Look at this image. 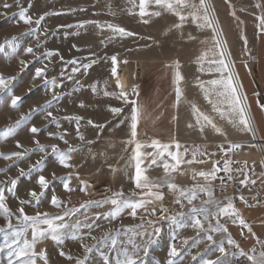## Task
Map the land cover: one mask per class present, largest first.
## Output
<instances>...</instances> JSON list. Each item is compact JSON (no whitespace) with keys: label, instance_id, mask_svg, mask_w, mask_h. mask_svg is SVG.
Segmentation results:
<instances>
[{"label":"rangeland","instance_id":"1","mask_svg":"<svg viewBox=\"0 0 264 264\" xmlns=\"http://www.w3.org/2000/svg\"><path fill=\"white\" fill-rule=\"evenodd\" d=\"M194 2L198 4L199 0ZM5 4L10 7H4ZM208 4L214 10L218 27L227 41L226 49L231 60L245 50L244 26L248 8L244 0H208ZM22 9H27V14L34 21L45 13L48 15L40 25L27 24L20 19ZM147 11H160L161 15L141 17L140 0H0V45L6 38L16 37L12 43L0 46V73L16 77L9 84L11 91L0 92V130L20 120L22 115L28 117L15 135L0 139V151L5 154L16 151L27 153L20 159L0 157V169H5L0 172V182H5L0 184V188H3L5 203L14 214L12 224L25 228L24 223L16 219L20 207L28 215H35L36 212L56 215L66 209H78L64 218L69 228L62 230V244L52 240L50 235L37 240L35 250L47 251V264H76V258L83 259L85 255L88 257L85 264H119L125 250L131 253L137 249H140L138 255L145 264H168L173 244L179 252V256L174 258L176 264H204L217 258L224 264H252L247 257L253 254V250L259 255L264 251V244L244 252L246 255H229L228 251L225 256L220 253L218 244L212 241L202 242V239L193 245L194 236L185 235L182 239L176 224L165 219L170 216L157 218L152 215L150 208L155 203H175L184 199L177 190L167 187L165 170L159 164L147 167L146 174L152 182L163 185L159 190L164 192V199H153L145 208L137 209L135 216L130 214V209H124L115 218L101 215L96 219L97 213L106 214L114 206L108 203L80 207L109 199L118 192H122L124 198L137 200L144 191L137 188L135 182L136 142L144 145L141 152L155 150L138 128L137 136L133 138L131 135L136 82L148 70L164 62H199L198 58L204 52L208 53V59H219L212 51L214 33L210 28L199 27L190 16L182 27H175L181 23L179 17L152 3ZM187 12L185 9V14ZM145 20L148 22L145 23ZM81 24L83 27H79ZM108 24L122 27L135 35L120 36L108 28ZM28 47H32L34 53L26 52ZM49 51L55 54L47 57ZM112 57H116L118 63H114ZM21 61L27 62L26 68ZM84 64H91V67L85 69ZM37 68H46L47 80L55 78L56 84H46L43 78L34 79ZM73 68H79V71L74 72ZM113 68L116 69L115 74ZM122 91L127 92V100L121 97ZM106 92L115 95H105ZM54 94L59 99L53 101L51 107L32 112L52 100ZM13 95L21 97L16 108L10 106ZM114 108L122 111L114 113ZM48 111L58 118V123L52 122L47 116ZM77 116L83 117L79 121V130L76 120L68 119ZM32 126L41 131L31 133ZM60 134H64L63 139H60ZM36 140L45 146L59 145L62 150L76 148L71 153L70 163L73 166L66 168L60 165L51 147L42 151ZM17 141L23 147L18 148ZM30 149L32 151H28ZM38 161L41 162L39 165ZM147 165L148 158L142 167ZM21 169L24 175H21ZM53 173L56 179H53ZM69 174L72 191H65V181L61 178ZM40 175L45 176L50 184L37 202L29 193L42 191L37 183ZM12 179L17 180L14 186L7 183ZM83 184L87 185L86 190H82ZM53 194L65 202L60 209L51 204ZM22 200L32 203L21 205ZM85 220L89 223L94 221L91 236L96 240L85 235L83 241L89 246L96 245L91 253L85 252L81 241L71 239L76 221ZM0 227H5L6 232L12 231L7 229V219L3 215H0ZM41 227L47 225L42 224ZM88 231L87 228L80 229L83 234ZM106 233L117 240L115 247L110 240L97 243ZM6 238L5 233H0V246ZM24 238L32 239L31 227L26 228L21 239ZM148 239L155 243L145 257L142 249ZM186 239L188 242L185 244ZM61 250L66 253L65 256L60 255ZM68 255L73 259L69 260ZM8 260V250L5 249L0 252V264H8ZM36 264H45V261L37 257Z\"/></svg>","mask_w":264,"mask_h":264},{"label":"snow or ice","instance_id":"2","mask_svg":"<svg viewBox=\"0 0 264 264\" xmlns=\"http://www.w3.org/2000/svg\"><path fill=\"white\" fill-rule=\"evenodd\" d=\"M152 3L156 6H159L162 9H165L168 12L174 13L176 16L179 17L180 24L176 25L175 27H182L183 23L188 19V17H192L193 21L197 22L199 27L201 28H210L212 32L214 33V43H213V54L214 56H218L219 59H208V53L204 52L201 57L198 58V61L201 63V70L203 71V65L205 62L210 66L209 70H215L216 72L221 73V77L219 79H213L211 81L207 82L208 87H205V82L201 81L200 86L204 89L205 96L209 99V103L213 104V110L220 116L221 119H227L229 123H232L234 126L240 127L242 131L252 133L253 136H255V125L253 118L250 113V106L247 103V96L242 91V84L239 82L237 78V74L233 70V62L229 59L230 53L227 51V41L223 38V32L222 29L218 27L217 19L214 15V10L211 9L210 5L208 4V0H199V3H195L194 0H140V16H148V15H154V16H160V11H155L152 13H149L147 11L148 5ZM259 6V5H258ZM4 7H10V5L5 4ZM185 9L188 10L187 14H185ZM27 9H22L19 13L20 19L27 23L32 24L35 23L36 25H40L41 22L44 20L45 16L48 15L45 13L44 15L40 16L38 19L33 20V17L27 14ZM235 15V12L232 13ZM260 26L261 29L264 30V15H262L260 18ZM145 23L148 21L145 20ZM84 23H90V22H84ZM79 27H83V24L79 25ZM103 27V26H101ZM108 28L112 29L114 33L120 35V36H132L135 35L132 32L127 31L126 29L118 26H114L112 24L107 25ZM192 39H195L194 37H191ZM16 37L12 38H6L2 45H7L12 43ZM246 43V38H245ZM0 45V46H2ZM26 52L28 53H34V49L32 47H28L26 49ZM55 53L52 51H49L46 53L47 57L53 56ZM112 60L114 63H118L116 61V57H112ZM71 63H77L76 61H71ZM92 63H95V61H92ZM21 64L26 68L27 62L21 61ZM83 67L85 69L90 68L91 64H84ZM175 92H176V98H177V104L180 102L181 97L183 96V90L180 87L181 82L183 81L184 77L181 74L179 68V61H176L175 63ZM73 71H79V68H73ZM113 73H116V69L113 68ZM35 78H43L45 80L46 84L55 85L56 80L53 78L51 81L47 80L46 77V68H37L35 70ZM16 77L13 76H5L3 73H0V92L4 91H11L9 88V84L11 81L15 80ZM71 79V77H69ZM117 83L119 84V79H117ZM121 89H123V85H120ZM95 90V89H93ZM31 91V90H30ZM105 95H115L114 93H105ZM121 97L127 100V92L122 91ZM213 97H215V103L213 102ZM59 99L57 95H53L52 100L47 101L45 105H42L40 108L33 109L32 112H38L41 109L46 110L47 108L52 106L53 101ZM21 101L20 96L13 95L11 97V107L16 108L18 107V102ZM135 103V102H133ZM82 106V105H81ZM262 109H264V104L260 105ZM114 113H120L122 109L114 108L112 109ZM193 111L195 113L196 123L200 126V131L203 132L206 126H210L216 133H219L221 135H226L224 133V130L217 125L214 118L204 112H202L198 107L193 105ZM141 109L139 106L135 107L133 109L132 114V124H131V135L133 138L137 136V125L139 123V117H140ZM47 116L51 118L52 122L58 123V118L53 115L52 112L48 111ZM28 119L26 116H21L20 120H17L14 124L6 126L3 130H0V139H7L10 136H13L16 134L17 129L20 127V125L25 122ZM68 119H75L77 122V130H79V121L83 119V117H70ZM89 123H92L89 121ZM192 125H189L191 127ZM41 129L32 126L30 128V132L33 134L39 133ZM64 138V134H60V139ZM83 139V137H81ZM36 145L39 147L40 150H44L46 147H51L53 154H55L58 157L60 165L66 168H70L73 165L70 163L72 156L71 153L75 152L77 149L69 147L67 150L60 149L59 145L52 144L50 146L41 145L39 140L35 141ZM67 143V141H65ZM17 147H23L19 141L16 142ZM150 147L154 148V152H141V148L144 147L139 142H136V149H135V182L137 188L143 189L139 196L140 198L137 200H132L128 198H124L122 192L115 193L113 197L109 199H105L103 201H96L91 202L90 204H82L80 207H89L91 204H95V206H102L103 204L110 203L113 205V209L109 211L106 214L97 213L96 219H99L101 215H104L105 218L112 217L115 218L119 216V214L124 209H130V214L132 216L136 215L137 209L145 208L148 203H151L152 200H160L162 201L164 199V192L160 191L159 189L163 186L159 183L152 182L149 177L147 176V167L153 166V165H162L163 169L165 170V173L167 176H170L171 173H174L179 170L182 163H188L191 164L193 162H199L203 163V160L197 161L196 157L197 154L201 156H207L209 153L207 152H200L199 148H196L192 151V159L186 160L184 159V156H186L189 153L188 148H184L183 153L181 152V144L179 141L174 142L175 150H173V144L172 143H161L159 140H153ZM220 149L225 153L227 156L228 153L240 149L242 147L239 143H229L227 146L220 145ZM28 151H32L31 149ZM27 155L26 152H11L5 154L4 152L0 151V157L4 159L11 160L13 157H16L17 159L23 158ZM148 158V165L145 167H142L144 164L145 159ZM41 162L38 161L37 165H39ZM233 161L230 159H226L223 166H220V162L216 161L213 165V169L210 171H200L198 175L200 177L205 178V180H215L217 178V174L219 172L227 173V178L229 180L232 179L231 173L233 169L231 168V164ZM37 165H34L33 167H36ZM5 171V169H0V172ZM238 172H242L243 169H236ZM21 175H24L23 169L20 170ZM78 175V174H77ZM55 173H53V179H56ZM65 182L63 183V189L65 191H72L70 188V181H71V174H69L67 177L61 178ZM221 182L223 184L224 177H220ZM249 182L252 184H255V180L249 181V178L245 176L243 180H240V184L246 185ZM5 182H0V184H3ZM7 183H10L11 185H15L17 183L16 179H12L10 181H7ZM37 183L40 185L42 191L36 192L35 190L31 191L29 195L34 198L37 202H39L40 198L44 195L45 191L49 188L50 181L43 175H40L38 177ZM168 187L173 190H179L180 196L187 199L189 204H192L193 200L197 198V190L196 189H179L178 185L175 183H168ZM87 185L83 184L82 190H86ZM197 189L199 192H206L209 196L208 201H204V204H212L216 203V216H217V223L215 227L211 226V223L209 224L208 231L210 232H227V227L219 222V217L221 215L226 217H234L233 223L236 222V220L239 221L241 225L248 228V231L251 232L250 225L247 224V222L243 219V217L240 215L239 210L235 208L233 202L231 200L228 201L227 204L221 205L220 202L214 201L212 199L213 197V190L211 187L200 185L197 186ZM11 191V189H9ZM240 199H243V197H240ZM178 203L180 201H177ZM21 205L25 203H32V201H20ZM64 201L58 197L57 195L53 194L51 197V204L56 207L57 209H60L64 205ZM78 209H66L62 214H56L51 215L46 212H36L35 215H28L25 213L24 208L20 207L18 209L19 215H16L17 220H21L25 228H18L17 226H14L12 224V216L14 215L12 210L7 206L5 203V196L3 188H0V215H3L7 219V229H11L12 231L6 232L5 227H0V233H5L7 238L5 239V242L3 246H0V252H3L5 249L8 250L9 260L8 264H36L37 257H42L45 261V264H47L48 257H47V251H41L37 252L35 250V245L37 243V240L42 238H47L49 235L51 236L52 240L57 241L58 243H63L64 234L62 232L63 229L69 228V224L64 222V218L69 215H73ZM155 211V209H153ZM192 213L195 214L197 217L193 221V227H199L203 228L204 225L201 223V220L198 218L200 214H204L205 219L207 220L210 216L209 210L206 207L201 208H192ZM184 213H178L177 215L165 217V219H169L171 221L178 222V216L182 217ZM59 221V223H57ZM47 225V227H41V225ZM27 227L32 228V239L28 240L27 238L21 239L22 236H24V232L26 231ZM75 231L71 234V239L73 240H79L81 241L82 247L84 248L86 253H91L96 245L89 246L88 244L83 243L85 235L91 237L92 240H96V237L91 236V230L94 227V221L92 223L85 221H76L75 225L73 226ZM81 228H87L89 229L88 233L83 234L80 232ZM119 235V233H117ZM207 239L209 241H212L213 244L216 243V241L213 240V237L211 235L207 236ZM111 241V245L115 247L117 245V240L112 237L110 234H105L104 237H101V240L97 243L104 242L107 243L108 241ZM188 241L187 239L184 241L186 244ZM229 244H236V241L231 239V237L228 238L227 241ZM155 241L152 239H148L145 246L143 247L142 251L144 253V256L146 257L148 254V249L151 247L152 244H154ZM237 247H239L237 245ZM140 249H137L133 252H128L127 250L124 251L123 259L119 261V264H145V261L140 258L138 255V252ZM219 251L223 255H228L227 250L223 246V242L219 245ZM241 255H246L243 251L240 253ZM61 256H65L66 253H64L62 250L60 252ZM234 255V253H233ZM169 256L171 259H169L168 264H176L175 257L179 256V252L173 244L171 246V250L169 252ZM14 258V259H13ZM67 258L69 260H72L73 257L71 255H68ZM252 264H264V251H261L259 255L255 254V250H253V254L249 255L247 257ZM88 259L87 255L83 259L76 258V264H85V261ZM195 260L196 257H193ZM204 264H224L223 261H221L219 258H217L216 261L208 260L205 261Z\"/></svg>","mask_w":264,"mask_h":264},{"label":"crops","instance_id":"3","mask_svg":"<svg viewBox=\"0 0 264 264\" xmlns=\"http://www.w3.org/2000/svg\"><path fill=\"white\" fill-rule=\"evenodd\" d=\"M244 5L248 8L244 26L245 50L237 53L236 57H231V61L233 70L242 84V91L247 96V103L255 125V136L242 131L240 127L229 123L227 119H221L213 110V104L209 103L200 82H205V87H208L207 82L219 79L221 73L209 70L210 66L207 62L203 65V71L200 62L179 63V70L184 79L180 85L183 96L178 104L175 92L176 62H164L148 70L136 82L132 101L133 109L137 106L141 109L137 128L150 143L153 140L172 143L173 150H175V141H179L181 145L205 144L212 152L206 162L182 163L178 171L171 173L170 176L165 174V183L167 187L168 183H175L179 189H196L197 196H204V200L197 198L193 200L187 213L182 217L178 216V222L175 224L178 232L182 234V239L185 235L194 236L196 240L193 245H195L202 239H204L202 242L209 241L207 236L211 235L216 245L219 246L223 242V246L225 244L228 246L225 249L231 252L229 255L233 253L237 255L241 251L249 252L256 246L264 244V109L260 107L264 101V30L261 29L259 19L264 15V0H244ZM213 102L215 103V97H213ZM193 105L212 116L226 135L216 133L210 126H206L201 132L200 126L196 123ZM189 125L192 126L189 127ZM229 143L242 145L240 149L232 151L235 161L252 164L256 169L255 180L263 187V198L258 205L249 207L244 198L232 197L233 190L230 186L225 187V195H219L217 179L208 181L198 175L200 171L212 170L217 159L226 157L219 146H227ZM217 149L219 153L215 152ZM184 159L190 160L189 158ZM200 185L211 187L214 201L224 205L231 200L242 217L249 216L251 232L242 239L243 225L238 220L233 223L234 217L223 215L219 217V222L227 227V232L208 231L210 223L212 227L216 226L217 205L216 203L204 204V201L209 200V196L206 192L198 191L197 186ZM193 207H206L209 210L210 216L207 220L204 214L198 217L204 225L202 229L193 227V221L197 218L191 211ZM229 237L236 241L235 245L227 242Z\"/></svg>","mask_w":264,"mask_h":264},{"label":"built area","instance_id":"4","mask_svg":"<svg viewBox=\"0 0 264 264\" xmlns=\"http://www.w3.org/2000/svg\"><path fill=\"white\" fill-rule=\"evenodd\" d=\"M264 104V101L262 102ZM181 152L183 153L184 148L189 149V153L184 156V158H189L192 159V151L195 150L196 148H199L200 152H207L209 155L207 156H201L197 154V161L203 160L204 162L208 161L212 152L209 150L208 146L205 144H194V145H181ZM215 152H220L218 149ZM234 153L232 152L226 157L219 158L216 161L220 162V166L222 167L226 159H230L233 161L231 164V168L233 169L231 176L232 179L229 180L227 178L228 174L224 172H219L217 174V180L219 182V186H217V190L219 194L225 195L226 186H230L233 190L231 196L235 198H240L243 197L245 200V203L247 206L252 207L255 205L260 204L262 198H263V187L255 180V174H256V169L254 165L246 164V163H240L234 160L233 158ZM215 161V162H216ZM214 162V163H215ZM236 169H243L242 172L236 171ZM247 176L249 178V181L255 180L256 183L252 184L249 182L246 185L240 184V180H243ZM220 177H224V182L222 184ZM236 193V194H235ZM239 193V194H238ZM203 195H198L197 199L198 200H204ZM206 199V198H205ZM190 207V204L188 203L187 199H181V201L178 202H171V203H163V202H157L155 203L150 209L151 213L153 216L157 218H163L165 216H174L177 215L178 213H187V208ZM155 209V211H153ZM243 219L247 222L249 225L250 218L249 216L243 217ZM249 233L248 228L242 226V239L246 236V234ZM224 247H228L226 244ZM230 252V251H229ZM231 253V252H230Z\"/></svg>","mask_w":264,"mask_h":264},{"label":"bare ground","instance_id":"5","mask_svg":"<svg viewBox=\"0 0 264 264\" xmlns=\"http://www.w3.org/2000/svg\"><path fill=\"white\" fill-rule=\"evenodd\" d=\"M124 81H125V79H124V78H122V79H121V82H122V83H124Z\"/></svg>","mask_w":264,"mask_h":264}]
</instances>
